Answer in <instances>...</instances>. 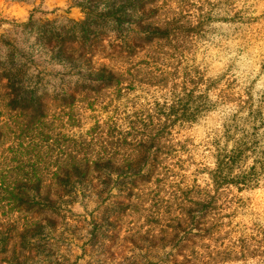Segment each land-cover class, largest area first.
<instances>
[{"label": "clouds", "instance_id": "9594fccd", "mask_svg": "<svg viewBox=\"0 0 264 264\" xmlns=\"http://www.w3.org/2000/svg\"><path fill=\"white\" fill-rule=\"evenodd\" d=\"M0 264H264V0H0Z\"/></svg>", "mask_w": 264, "mask_h": 264}, {"label": "rangeland", "instance_id": "374dc122", "mask_svg": "<svg viewBox=\"0 0 264 264\" xmlns=\"http://www.w3.org/2000/svg\"><path fill=\"white\" fill-rule=\"evenodd\" d=\"M20 127L23 129L24 125L21 124ZM46 127V125L42 124V123H37L36 125L33 126L32 129H30V132H34L40 136H42L45 140L48 139V136L42 131L44 128ZM35 151V149H33Z\"/></svg>", "mask_w": 264, "mask_h": 264}]
</instances>
